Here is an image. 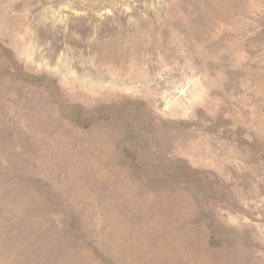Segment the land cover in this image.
I'll return each instance as SVG.
<instances>
[{
  "label": "rangeland",
  "instance_id": "374dc122",
  "mask_svg": "<svg viewBox=\"0 0 264 264\" xmlns=\"http://www.w3.org/2000/svg\"><path fill=\"white\" fill-rule=\"evenodd\" d=\"M0 264H264V0H0Z\"/></svg>",
  "mask_w": 264,
  "mask_h": 264
}]
</instances>
